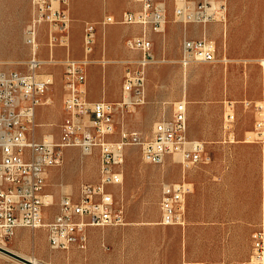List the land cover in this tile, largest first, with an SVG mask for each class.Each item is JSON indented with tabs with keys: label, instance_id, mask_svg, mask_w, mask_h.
I'll return each mask as SVG.
<instances>
[{
	"label": "built area",
	"instance_id": "obj_1",
	"mask_svg": "<svg viewBox=\"0 0 264 264\" xmlns=\"http://www.w3.org/2000/svg\"><path fill=\"white\" fill-rule=\"evenodd\" d=\"M32 15L24 27V39L30 49L26 61L27 72L0 68V246L13 236L16 229L43 227L50 250H67L71 247H87L88 227L119 226L125 223L124 209L109 191L110 186L121 185L124 149L138 145L141 158L150 164H162L167 156L179 157L183 178L175 183L169 193L159 201L161 225L184 224V200L192 190L184 179L186 172L212 160L203 141L187 136L186 102L181 99L172 106L170 117L163 118L153 126L149 138L135 131L120 128L116 139L118 122L115 115L125 114L146 101V67L155 62L149 30L161 32L166 13L161 4L153 0H139L138 11H124L119 17L105 15L102 25H140L142 33L125 40L126 46L137 50L140 56L125 59L121 96L117 101H89L86 97V67L94 62L105 64L106 60L91 58L96 43V24L85 21L82 34L81 58L69 56V27L71 18L67 0H31ZM226 0H174L173 14L183 24H205L213 20L225 21ZM47 25L48 45L62 46L68 51L59 61L63 66V112L58 139L51 134L36 138L37 108L49 104L46 96L53 83L51 74H38L35 69L43 63L38 57V30ZM230 62L217 57L214 43L205 36L198 39L183 38L179 63L183 67L195 63ZM258 62L264 66V59ZM224 114L222 142L235 141L232 127V104L228 102ZM244 107L254 114L253 136L248 140L264 142V82L257 100H243ZM77 147L83 154L97 149L99 156V179L95 183H80L77 196L62 193L57 202V212L43 220L44 209L54 203V196L44 190L46 170L63 162V149ZM248 258L239 264H264V180L261 185V217L252 231ZM182 264H203L201 261L184 260Z\"/></svg>",
	"mask_w": 264,
	"mask_h": 264
},
{
	"label": "rangeland",
	"instance_id": "obj_2",
	"mask_svg": "<svg viewBox=\"0 0 264 264\" xmlns=\"http://www.w3.org/2000/svg\"><path fill=\"white\" fill-rule=\"evenodd\" d=\"M153 1L161 4L166 13L164 30L161 32L149 30L152 34L149 37L154 46L156 44L160 49L166 47L172 52L181 49L184 26L188 23L183 24L175 19L174 0ZM188 1L196 4L199 0ZM140 8L139 0H67V10L71 18L69 56L81 58L83 55L82 34L85 21L95 23L96 28L103 27L106 25H102L101 20L105 15L119 17L124 11H138ZM32 11L31 0H0V68L28 71L26 61L30 57V49L24 39V27L30 20ZM168 14H171V17H168ZM225 18L224 22L219 20L207 22L206 28L201 23L191 22L192 28L187 29V37L190 36L189 32L192 34L200 32L201 35L205 33L207 38L214 43L217 57H225L230 61H235V64L225 68L223 63L203 62L192 64L185 71L180 68V89L182 91L187 89L197 97H206L213 101L207 116L208 121H211L213 125L216 122L222 124L221 104L223 101H232L234 131L236 130L238 136L252 137L254 114L251 109L243 106L242 101L257 100L261 93L262 82H264V66L256 62L264 59V0H226ZM168 19L175 20V22L170 23V27L167 28ZM112 25L119 29H132L137 32V36L142 33L141 26L137 24L116 23ZM38 43V57L43 63L35 69V72L40 75L51 74L53 83L46 94L50 103L39 106L37 110L36 138L51 134L54 139H58L60 124L64 118L63 66L59 61L66 56L68 51L62 46L55 45L51 52L48 45V29L45 24L39 27ZM95 47L91 58L94 61L106 60L105 64L113 67L111 75L117 83L120 80L123 81L124 66L121 62L130 58L137 59L140 56L137 50L129 49L124 41L121 45L110 44L108 46L102 42L97 44L96 41ZM97 49H99V56L96 55ZM107 52H110L109 56ZM96 65L97 62L91 64V66ZM162 67L164 66H156L155 73L150 78L151 81L155 77V82H165L166 89L162 90L170 93L172 92L171 86L174 91L175 81L171 79L174 73L171 69H160ZM88 79L87 71L86 81ZM225 89L226 92H224ZM202 92L205 96H202ZM172 106L173 104H160L158 107H143L142 104L125 114L116 113L118 126L115 134L110 138H118L120 128L135 131L141 137L149 138L154 124L163 118L170 117ZM215 156L216 161L205 165V168L212 172H217L226 166L240 169L246 173L243 180L247 185L250 184V175H254L259 166L261 192L262 180H264V142L243 146L231 152L219 150ZM52 168L55 172L48 178L45 190L48 192L49 189L55 190L58 194L62 192L76 197L80 183H95L99 179L98 151L93 149L90 154H83L77 147L64 148L62 164ZM121 171L122 184L110 186L109 191L117 202L122 204L124 216L142 215L152 222L153 226L162 229L164 239L168 241L167 252L171 264L176 263L177 257L179 264L183 260L202 261L204 264H232L229 262L237 259L245 261L248 258L250 246L248 240L242 239L241 231L238 234L240 239L229 241L225 239L224 232L218 225H207L205 229H190L192 239L188 241L181 239V234L186 233V224L184 226L159 224V201L162 195L169 193L173 185L183 178L177 155L167 156L162 164H150L142 160L140 147L130 144L124 149ZM77 179L80 180L75 183ZM211 188L213 192L210 193V202L218 201L214 199L218 198L217 189L212 186ZM57 202V198H54V203L44 209V221L51 219L57 212ZM210 210L211 212L218 211L219 208L212 207ZM223 210L228 211L229 209ZM248 212L250 213V209ZM260 217L261 203L259 220ZM255 228L256 225H253V230ZM45 240L46 232L43 227L25 228V230H17L4 245L6 249L23 257H36L41 264H59L51 257L52 251ZM232 243L235 245L234 249L230 247ZM248 248L249 250L246 251ZM0 264L22 263L0 252Z\"/></svg>",
	"mask_w": 264,
	"mask_h": 264
},
{
	"label": "crops",
	"instance_id": "obj_3",
	"mask_svg": "<svg viewBox=\"0 0 264 264\" xmlns=\"http://www.w3.org/2000/svg\"><path fill=\"white\" fill-rule=\"evenodd\" d=\"M168 17H171V14H168ZM173 22L175 20L168 19L167 28ZM202 25L206 28V23ZM184 28L183 38L192 37V39H198L202 36L207 37L205 33L201 35L200 32L196 34L189 32L190 36L187 37V29L192 28V25L188 23ZM136 34L137 32L132 31V29H119L117 26L108 24L96 28V41L97 44L102 42L107 46L110 44L121 45L123 41L125 43L127 38L137 36ZM147 36H152L151 31L147 32ZM180 50L172 52L166 49V47L160 49L156 44L155 46L153 44L152 54L155 62L146 67V101L143 107H158L160 104H174L181 99L185 100L186 134L191 139L203 141L212 157L209 163L200 164L189 169L184 176V179L191 183L192 190L186 195L184 200V224H186L187 230L186 233L181 234V239H187L188 241L192 239L190 229H205L207 225H218L223 230L226 240L236 241L240 239L238 234L241 231L242 239L248 240L251 247L250 234L253 230V225L257 227L259 223V208L261 203L259 166L255 170L254 175H250V184L247 185L243 180L246 173L240 169L226 166L217 172H212L205 168V165L216 161L215 154L219 150L231 152L243 146L259 144L261 141L248 140L246 137L238 136L235 130L234 142H222V124L225 111L228 107L227 103L231 102L232 106H234L233 102L224 100L223 104H221V109L223 110L221 125L219 122L213 125L211 121H208L207 116L211 108V102L213 101L210 98L197 97L187 89H184V91L180 89L179 69L183 68L185 71L189 67H183L179 63ZM106 54L109 56L110 52ZM96 55L99 56V49H97ZM233 64H235V61H230V63H226L224 66L226 68L228 65ZM97 65L91 66L89 64L86 67V74L88 71L89 75L88 81H85L87 99L89 101H117L121 96L122 81L120 80L117 83V81L112 79V66L100 64L99 62H97ZM160 65L164 66L160 69H171L172 73H174V77H171L175 81L174 91L173 86H171L172 92L170 93H165L162 90L166 89L165 82H155V77L151 81L150 76L155 73L156 66ZM224 92H226V89ZM202 96H205L204 92H202ZM54 172L52 167L46 170V182ZM79 180H75V183ZM211 186L216 188L219 193L218 198H214L218 201L210 202V193L213 192ZM50 191H52L51 193H53V196L55 195L54 198H57L58 201L62 192L58 194L55 190L49 189ZM212 207H217L219 210L211 212L210 209ZM226 208L229 210L224 211L223 209ZM248 209H250V213ZM124 220L125 223L121 226L88 227L86 229L88 240L85 249L71 247L67 250H51L50 255L59 264H171L167 252L168 241L164 239V234L160 227L153 226L152 222L142 215H125ZM17 230H25V228H18ZM45 243L47 244V239ZM230 247L234 249L235 245L232 243ZM248 250L249 248L246 251ZM241 262V260L237 259L229 263L239 264ZM175 264H179L178 257Z\"/></svg>",
	"mask_w": 264,
	"mask_h": 264
},
{
	"label": "water",
	"instance_id": "obj_4",
	"mask_svg": "<svg viewBox=\"0 0 264 264\" xmlns=\"http://www.w3.org/2000/svg\"><path fill=\"white\" fill-rule=\"evenodd\" d=\"M0 252L4 253V254H6V255H8V256L20 261V262H23L24 264H40V263H37V262H33L31 259L23 257V256L15 253V252L10 251V250H8V249H6L4 247H1V246H0Z\"/></svg>",
	"mask_w": 264,
	"mask_h": 264
},
{
	"label": "bare ground",
	"instance_id": "obj_5",
	"mask_svg": "<svg viewBox=\"0 0 264 264\" xmlns=\"http://www.w3.org/2000/svg\"><path fill=\"white\" fill-rule=\"evenodd\" d=\"M50 61H51V60H50ZM47 62H49V61H47ZM3 247H4V248H7L5 245H3ZM1 254H2V252H1ZM28 258L31 259L33 262L40 263L36 257H28ZM20 263L24 264L23 262H20ZM40 264H41V263H40Z\"/></svg>",
	"mask_w": 264,
	"mask_h": 264
}]
</instances>
